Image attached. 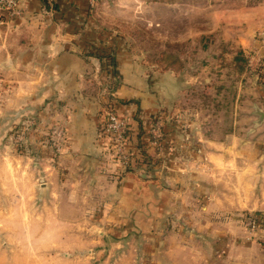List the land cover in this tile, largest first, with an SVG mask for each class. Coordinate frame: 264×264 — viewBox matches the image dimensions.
<instances>
[{
	"label": "crops",
	"instance_id": "0c3cea01",
	"mask_svg": "<svg viewBox=\"0 0 264 264\" xmlns=\"http://www.w3.org/2000/svg\"><path fill=\"white\" fill-rule=\"evenodd\" d=\"M104 2L22 0L19 15L0 12V85L4 99L0 106V227L4 234L0 264H25L27 258L20 246L26 242L34 247L56 245L62 237L67 245L85 247V264H90L92 257L98 264H202L186 259L181 250L173 255L171 235L164 238L166 245L160 253L155 246L159 239L152 238L150 231L158 216L170 218L176 210L184 211L182 196L188 201L190 190L188 186L186 191L177 187L190 179H182L185 166H194L197 159L169 155L165 160H174L180 166L176 172L168 161V171L164 170L162 176L147 178L130 166V170L120 171L121 165L109 155L108 143L100 132L107 108L130 122L148 117L158 104L155 86L149 83L135 56L112 31H100L97 8ZM169 2L173 3L172 9L177 7L179 17H184L181 13L193 19L208 15L213 27L202 33L253 37L264 30V0ZM110 48L114 50L117 77L103 74L97 56ZM244 75L247 73L241 71V87L245 88ZM245 91L246 88L236 97L238 108H233L231 100L232 107L226 110L230 120L226 121L225 139L201 136L193 146L188 145L198 152L205 148L216 150L203 154L200 161L211 168L209 181L216 176L208 185L214 202L200 209L195 205V213H203L204 209L205 213L264 212V91L255 98L252 110ZM180 99L178 94L174 102ZM256 108L263 113L260 123H256ZM15 116L32 117L40 129L62 122L67 137L59 155L53 154L51 141L48 143L36 133L26 140L34 155H13L7 135L8 124ZM250 124L256 127L253 134L258 139L248 135ZM180 147L186 149L187 144L178 142ZM252 161L258 165L256 171L252 170ZM219 173H225L229 183L225 190L213 185L225 178H219ZM218 194L227 199L256 198L253 203L245 199L228 201L229 204L218 202ZM26 212L32 213V219H25ZM56 229L62 232L59 238L47 236ZM223 229L233 231L237 226L229 221ZM13 244L17 245L14 249ZM241 253L247 264L248 257ZM69 254L72 253H66L65 259Z\"/></svg>",
	"mask_w": 264,
	"mask_h": 264
},
{
	"label": "rangeland",
	"instance_id": "374dc122",
	"mask_svg": "<svg viewBox=\"0 0 264 264\" xmlns=\"http://www.w3.org/2000/svg\"><path fill=\"white\" fill-rule=\"evenodd\" d=\"M103 2L104 4L101 3L97 8L100 26L104 25L112 29L113 34H121V43L130 50L132 57L135 56L138 65L145 70L147 80L155 86L158 94V104L148 117L127 121L128 127L134 131V134L140 131L138 124L141 125L140 142L144 143L146 160L142 165H137L140 149L136 146V139H130L124 149L128 151L126 155L129 157V165L123 166L124 164L116 159L121 165L120 171L134 167L137 170H133L137 173H142L149 178L155 174L161 175L167 169L168 161L173 163L174 171L180 166L174 160L166 161L165 157L169 155L173 154V158L197 159L194 166H185L186 171L183 173L185 177L182 179L186 177L190 179L186 183H179L177 187V189L185 190L188 186L187 189L190 190L188 201L182 196L185 201L184 211L178 209L169 215L170 218L168 215L164 218L158 216L153 222V228L150 229L154 234L152 238L159 239V244L155 245L158 251L163 252L166 245L164 238L171 235L174 238L172 254L176 255L181 250L185 252V258L192 261L198 260L197 262L200 261L202 264H206L204 261H207V264L209 262L211 264H246L243 263L242 251L249 259L247 264H264V258H260L264 254L263 211L205 213L204 209L203 213L199 211L195 213L197 208L200 209L203 205L207 206L211 201L214 202V198L209 195L208 185L209 182H214L216 176H212L209 181L211 168H207L200 161L203 154L207 155L210 151L216 150L205 148L201 151L198 148L200 150L198 152L190 147L198 142L201 136L206 139L209 137L225 139L226 121L230 120L225 115L226 110L230 109V101L233 100L232 106L237 109L239 102L235 101L236 97L246 88L245 96L250 99L249 108L252 110L255 98L264 91V40L259 36L262 30L257 32L258 36L253 37L213 36L202 33L213 27V22L207 17L208 15L200 13V19H193L181 13L184 17H179L177 7L172 9L173 3L169 0H128L122 3H115V0H103ZM170 7L171 9H168ZM241 40L243 43H240ZM250 63L251 67H249ZM241 71L247 73L243 78L246 83L245 88L241 87ZM8 89L13 88L10 86ZM1 93L3 90L0 85V106L4 103ZM178 94L181 99L180 102L175 103V96ZM163 98L164 101H162ZM62 124L58 121L53 126L61 127L62 131V143L58 155L67 137L66 128ZM37 125L32 117L11 118L7 137L13 146L11 150L13 155L22 157L34 155V150L30 148L26 140L35 133L49 143L54 128H41V130ZM255 129L256 127L250 124L248 135L253 134ZM102 137H104L103 134ZM254 138L258 139V136L255 135ZM105 139L108 143L109 155L115 157L111 148L112 141H109L106 136ZM178 142H185L187 148L178 149ZM52 151L53 154H57L53 148ZM218 152L220 153L221 150ZM251 164H253L252 170L256 171L257 163L252 161ZM222 175L225 178L213 185H217L218 188L221 186L225 190L229 183L225 173H219L218 177L221 178ZM26 188L27 183L25 184L27 193ZM193 188L196 189L192 190ZM254 198L256 197L227 199L226 196L218 194L215 199L218 202L249 199L248 202L253 203ZM31 215L32 213H24L26 220L32 219ZM229 221L237 226L236 230L223 229L224 224ZM2 231L0 227V251L2 250L1 238L4 235ZM226 231L232 232L231 235ZM61 234L60 229H56L51 230L47 236L59 238ZM63 240L65 237H62L56 245L43 244L38 247L26 242L20 246V252L25 251L27 258L24 261L25 264H85V259L82 261V257L85 256V247L76 244L67 245L62 242ZM14 247L17 245H11L12 249ZM116 250L119 251L115 249L114 252ZM66 253H72L69 254V258H66L69 260L65 259ZM98 263L95 257L91 258L90 264Z\"/></svg>",
	"mask_w": 264,
	"mask_h": 264
},
{
	"label": "built area",
	"instance_id": "2783aa9c",
	"mask_svg": "<svg viewBox=\"0 0 264 264\" xmlns=\"http://www.w3.org/2000/svg\"><path fill=\"white\" fill-rule=\"evenodd\" d=\"M21 5L22 0H0V12L7 10L10 12L11 16H16L20 13ZM259 36L264 40V30L259 33ZM251 66L252 64L250 63L249 67ZM128 129V122L125 119L119 118L110 108L104 110V117L100 130L104 137L106 136L109 138V141H112L111 148L115 153V157L113 158L117 159L121 164H124L123 166L129 163V157L126 155V153L128 154V151H124L125 145L128 142ZM52 133L53 135L51 136L50 141L54 151L58 153L62 143L61 127H55Z\"/></svg>",
	"mask_w": 264,
	"mask_h": 264
},
{
	"label": "trees",
	"instance_id": "16d2710c",
	"mask_svg": "<svg viewBox=\"0 0 264 264\" xmlns=\"http://www.w3.org/2000/svg\"><path fill=\"white\" fill-rule=\"evenodd\" d=\"M2 12H7V10H3L1 11ZM100 21V18L98 19V23ZM100 27V31H105V32H111L113 31L112 29L110 28H107L106 26H99ZM116 37L119 38L120 40L122 39V36L121 34H116ZM241 52V51H239ZM97 56L100 58L101 60V69L103 71V74L109 76V77H117L118 76V71H117V64H116V59H115V56H114V50L112 48H110V50L105 51L104 53L102 54H97ZM138 128H139V132L135 133L134 134V131L131 130L130 128L127 130V138H128V142L130 141V139H133L134 140L136 139L137 141V144L136 146L140 149L139 150V157L140 159L137 160L139 164L137 165H142L143 162H145L146 160V153L145 151L143 150L144 148V143L140 142V136H141V125L138 124Z\"/></svg>",
	"mask_w": 264,
	"mask_h": 264
},
{
	"label": "water",
	"instance_id": "95a60500",
	"mask_svg": "<svg viewBox=\"0 0 264 264\" xmlns=\"http://www.w3.org/2000/svg\"><path fill=\"white\" fill-rule=\"evenodd\" d=\"M256 114L258 115L259 119L256 123H260V121L263 119V113L260 109L256 108Z\"/></svg>",
	"mask_w": 264,
	"mask_h": 264
}]
</instances>
